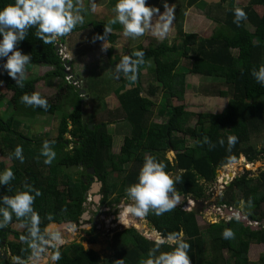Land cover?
<instances>
[{
    "label": "trees",
    "instance_id": "16d2710c",
    "mask_svg": "<svg viewBox=\"0 0 264 264\" xmlns=\"http://www.w3.org/2000/svg\"><path fill=\"white\" fill-rule=\"evenodd\" d=\"M199 1L186 0V5L192 7ZM225 1L223 0L224 3ZM12 2L14 0H0V8ZM223 7L224 4L215 2L206 9L205 15L209 18L212 12L216 13L212 19L219 25L207 39H200L194 33H184L179 28L177 42L168 43L163 40L155 46L136 47L135 50H143L145 55L143 63L138 65L136 78L132 79L135 87L118 96L119 108L115 114L121 113L129 135L123 138L117 155L112 154V136L106 129V124L115 122L89 119V122L92 121V128H88V123L83 120L81 98L75 87L65 82L62 58L54 50L55 44H44L36 37L35 27L30 28L25 39L16 47L22 53L31 55L28 67H31L32 71H35L33 70L35 66L51 67V70L43 75L37 73L34 78H25L24 86L21 88L2 69L6 58H0V81H3L0 84V109L6 93L11 92L12 97L8 104L17 115H22L30 121L38 115H50L58 122V135L54 139L45 137L37 140L27 139L15 131L12 117L2 118L0 115V145L5 144L9 147L10 153L7 156L12 161V172L15 177L8 185H0V195H12L15 191L21 190L25 183L38 188L41 195L36 197L33 207L40 215V228L43 231L53 222L67 220L76 222L82 212L81 202L84 200L83 193L88 185L79 177L74 179L68 174L64 181L63 168L68 170L71 167H78L79 163L83 169L92 167L95 173L102 174L100 180L106 184L109 193L116 191L119 186L117 193L120 196L136 181L145 155H153L167 165L166 171L180 177L179 182L174 184L177 194L200 199L204 196V189L198 184V180L212 182L216 169L230 164L240 155H244L248 163L264 158V147L256 149L248 145L251 135L264 130V86L257 83L251 74L253 69L258 70L264 65V0H248L246 5L235 4L234 0H229L228 7ZM256 7L263 8L261 15L255 11ZM235 8H242L246 18L234 22ZM108 22L93 21L85 25L92 30V37L96 43L109 40L113 44L115 36L105 34ZM118 24L110 25L112 31L117 29ZM246 24L250 25L252 30L247 29ZM65 36L60 38L63 45ZM78 48L80 47L75 46L73 50ZM233 50L236 51L235 54L232 53ZM77 54L80 55V52ZM149 59L154 64L152 71L154 81L159 85L149 86L147 94L153 97L158 92L167 106L158 110L159 115L165 114L164 121L160 124L149 119L155 105L154 101L149 97L140 96V69ZM183 60L190 63L187 69L190 74L217 82L215 83L217 87L211 92L207 91V87H202L203 95L230 99L220 113H193L186 111L183 104L171 106L169 103L171 101L184 100L186 69L180 66ZM111 63L114 64L115 61ZM125 76L128 80L131 79L130 73ZM56 78L64 85L59 84L58 91L53 97L47 98L41 94L48 101L49 107L46 110L25 105L21 101L22 94L36 92L35 85L39 81ZM164 108L168 110L163 111ZM192 118L196 119L193 127L190 126ZM64 133L80 139L73 152L65 149L62 135ZM229 136L237 138L231 147L228 144ZM17 138L26 144L22 142L16 144ZM188 139L192 141V146L187 145ZM44 141L53 142L50 146L56 156L51 164L44 163L46 157L41 154ZM17 145L23 150L22 162L14 155ZM169 148L177 151L173 164L164 158V152ZM112 172L118 175L115 181L110 182L108 178ZM84 174L82 171L81 175ZM246 175L244 173L232 180L225 189V196L218 200V204L231 207L236 193H239L244 203L252 206L248 219L260 223L255 229L245 227L239 220L230 219L228 222L209 224L205 230H201L195 221L194 213L176 209L168 211L166 216L155 215L150 211L145 217L161 236L183 233L182 239L190 244L188 255L191 264H212L207 261L210 256L205 239L214 242L218 249H224L229 253L230 261L222 259L218 263L214 258L216 264H264V252L259 255L256 262L248 259L251 244L264 246V178L253 180ZM28 223L27 219H18L13 214L12 221L0 227V240L7 238L9 233L13 236L14 239L8 241L7 248L13 258H19L16 260L19 263L32 256V250L20 239L21 235L26 234ZM225 228L233 231L232 238L222 237ZM110 246L113 252L110 260L100 258L96 252L86 250L79 244L59 247L60 259L54 264H140L146 258L148 250L153 247V241L130 228L114 234ZM173 246L161 245V251H169ZM50 250L51 255L56 251L53 248Z\"/></svg>",
    "mask_w": 264,
    "mask_h": 264
},
{
    "label": "rangeland",
    "instance_id": "374dc122",
    "mask_svg": "<svg viewBox=\"0 0 264 264\" xmlns=\"http://www.w3.org/2000/svg\"><path fill=\"white\" fill-rule=\"evenodd\" d=\"M94 1L95 0H88V4L86 5V7H83L80 0H74L73 11H76V9H78L79 15L83 17V20L82 22L78 23L73 28V30L68 34L67 44L63 45L62 47L65 48V50L67 48L68 56L65 55L66 59H70L72 62H74L75 72L82 81L81 88L85 87L87 88V91L91 93V95L98 94L101 97H104V96L106 97L108 93H112V102H114L115 107H118V105H116L117 103L116 94L117 93H115L114 89L117 87L116 85L118 83L120 84L119 79L123 78L124 76H121L120 74L118 75L119 76V79H118L117 73L114 71L113 67L110 68L111 71H108L105 73L103 72V73L97 74L94 72V69H96V66H100L101 64L105 63V58L102 57V54L104 53V50H105L104 49L105 46L103 45L104 43L101 45H98L97 43L95 44V41L93 40L94 37H92L93 35L91 33L92 30L90 29V27L85 26L87 23L93 22L97 18H100V21H109L110 19H112V16H109V15H115L113 8L116 3V0H107V1H110V4H107L109 6H106V4L104 3L105 0L104 1L96 0V2ZM234 1H235V4H239V5H246L248 2V0H234ZM146 2L149 6L156 7L159 10V13L164 14V15L167 14L168 8L173 9V13H172L173 19H172L171 24L169 25V30L163 36L155 35L153 34L152 30H148L142 36L136 37L135 42H131L133 40L129 39L130 43H127L128 42L127 38H122L121 40L119 39L118 41L119 50L118 51H116V49L113 50L112 46L111 48H109L110 50H106L107 52L111 51L112 53L113 52L119 53L118 57L117 55L114 56L111 54V56L109 57L111 62L115 61V63H118L121 59L120 57L124 55L125 51H122L123 47H121V45L127 46V47L140 45V46H143L144 48H147L149 46H155L156 43L162 42L163 40H166L168 43L177 42L178 41L177 31L179 28H181L184 33H194L200 39H207L211 37L212 33L214 32L216 28L219 27V25L217 24V22H215V20L211 19L216 13L212 12L210 15L211 18H209L205 15L206 9L212 4H215V2H218V3L220 2L221 4H224L223 8H226V6H228L227 2L229 4V0H226L225 3L223 2V0H200L196 5L192 7H187L186 0H146ZM89 4H94L95 6L92 7ZM99 6H104L106 9H108V11L102 13L101 10L98 9ZM255 11L259 15H261L263 8L256 7ZM159 13L154 14L152 18L153 25L157 23H162V21L159 19V16H158ZM105 14H108V15L106 16ZM180 16H182V18H179ZM75 28H78V29H75ZM246 28L249 30H252L249 25H247ZM120 36L123 37L124 36L123 33H121ZM64 40H66V37ZM75 42L76 43L81 42L84 45L83 47H80L76 50H72L75 46H77L75 45ZM94 50H97L95 52H92L94 54L89 53ZM128 50H129V54L132 51H134L132 50V48H129ZM77 52H80L81 56L78 55ZM232 53L235 54L236 51L233 50ZM112 66H115V65H112ZM180 66L186 69L184 71L185 72L184 100L182 102H177L176 100L171 101L169 102L171 106H177V105L183 104L185 106L186 111L193 112V113H202V112H207V113H212V114L220 113L227 106V102L230 101V99L228 97L226 98V97L213 96V95L205 96L201 92V88L204 86L207 87L208 92L213 91L217 87L215 84L217 82L212 81V80L209 81V79H203L202 77H198V76H194L190 74L187 71V69L190 66V63L187 60L181 61ZM49 69L51 70V67L41 69L40 67L35 66L33 69L35 71H32L31 67H28L26 78L28 79L34 78L36 77L37 73L44 74ZM153 69H154V64L151 59H149L143 64V67L141 69L142 71L141 81L142 83L145 84V87H143L144 90L148 89L149 85H153V86L159 85L158 83H155L154 81V78H153L154 74L152 73ZM85 80H86V85L84 83ZM78 81L81 82L80 80ZM65 82L67 83V80ZM58 84L64 85V83H61V80L57 78L53 80H48V81L44 80L43 83L42 82L36 83L37 88H39L42 91V93L40 94L46 96L47 98L53 97L55 95V93L58 91V86H59ZM37 88H35L36 92H38ZM144 95H147V91L144 92L143 96ZM11 97H12L11 92L9 93L7 92L4 98L3 106L0 109L2 111L0 115L2 116V118L12 117L13 124H14L13 126L15 127L16 132L22 134L25 138L30 139V140H37L40 137H45L49 139H54L55 137H57L58 122H55L53 120V117H49L45 115L46 117L44 119H40L37 116H35L32 121L27 120L24 117H22V115L20 116L17 115V113L14 112L13 107L8 104V101L11 100ZM96 102L98 106L96 109L94 108L95 117L93 120L99 121L100 117H103L102 112L105 108L103 109L101 100H97ZM93 104L95 103L92 100H89L87 105H85L84 107L87 110L86 117H88L89 119L92 118V112H90V106H92ZM154 104L155 105L152 108V115L149 117V119L155 120L157 122L164 121L165 114L159 115L158 110L160 108L165 107L166 103L159 93H158V96H155ZM167 110L168 108H164L163 111H167ZM106 111L107 110H105V112ZM116 115H117L116 118L122 119V117H120L118 113ZM106 121L110 122V120H106ZM195 121H196L195 118H192L190 120L191 127L195 125ZM118 123L106 124V129L113 138L112 154L114 155H117L119 153V147L121 145V141L123 140V137L126 135H129V130L126 125V121L123 122L122 124H121V121ZM47 126L48 128L45 129V127ZM62 135H63V140L65 142L69 141L68 134L64 133ZM21 142L22 141L17 138L16 144H20ZM0 143H1V140H0ZM6 143H7V140H6ZM22 143L26 144L25 142H22ZM187 143H188L187 144L188 146H192L191 140L188 139ZM70 145L71 144L67 145V150H69ZM248 145H252L256 149L263 148L264 147V130L262 132L251 135L250 142L248 143ZM171 152L173 153V151L167 152L166 154L164 152V158L171 160L173 158ZM8 153H10L8 145L7 146H5V144L4 146L0 145V172L5 170L6 168L11 169L13 171L12 161L7 156ZM245 164L248 165L246 167L247 170H244ZM62 170L64 174L63 175L64 181L67 179V174L74 178L75 174L81 175V171H82L80 170L79 167L70 168L68 171L66 168H63ZM230 172H232V174L236 175L237 177L246 173L247 178H250L253 180L262 179L264 178V158H258L252 163L250 162L248 163L244 155H240L238 159L233 160L230 164H227L226 166H222V168L219 167V171H218L219 176L215 178L212 182L206 183V186H205V196H206L205 200L206 201H204V203L205 202L208 203L210 201H214V202L216 201L218 203V200L225 196V189L227 187L225 185L227 184V181L224 182V179H222V177L224 176V174L227 175ZM113 178L115 177L110 176L109 181L110 182L115 181L113 180ZM240 197H241L240 194L236 193L233 204L231 205V207H229V209L240 212L242 216L247 220L248 224L251 227H253L254 225H259L260 223H255L251 221L250 219H248L249 214L252 212V206L246 205L243 199H241ZM208 198H210L211 200L209 199V201H207ZM89 199H92V197H89ZM189 204L191 205L193 203H189ZM186 205L187 204H185V206ZM119 207L120 206H118V213H120L119 210L121 209ZM220 207H226V206L220 205ZM214 208H215L214 210L216 211L211 212L210 209L208 210V207L202 206L199 208L198 212L196 213L197 219H199L197 220V224L201 230H205L209 224L228 222L230 219L239 220L236 218L237 214H235V217L228 218L223 214L222 208L220 211H217V205ZM164 214L166 216L167 212H165ZM128 215L129 214H125L122 217V222L124 225L122 229L120 226H118L112 230L116 229L118 231H121L125 229L134 228L141 234L148 232L150 234H154V236L151 235L152 237H156L155 232L151 233L150 232L151 230H149L153 227H151L147 222H145L143 217H137L138 220L140 219V221L141 220L143 221L142 224L136 221H133L132 223L131 221H129V219H126ZM131 217H133L134 219V216L131 215ZM53 223L55 224L50 223L45 228H47L49 231H52V232L58 231L61 234L62 239L64 241L63 244H61L60 246L61 248L75 243V244L81 245L86 250H92L96 252L99 255V257L102 259L110 260L112 258L113 252H110V251L106 252L104 250L106 249V246L109 245L110 242L112 241L111 237H109L111 233H108L107 236H102L98 234L99 243L93 246L92 244H86L88 243L87 238L89 237L87 233L88 227L84 228L80 226V227L75 228L74 226H67V229H65L67 231H64V233H62V229H57L56 222H53ZM113 226L114 224L110 225L111 228H113ZM253 228L255 229L257 228V226H254ZM102 230L105 231L106 227L103 226ZM8 236H9V239L11 240L10 233L8 234ZM205 244L208 248V252L210 256L207 259V261L212 262V264L215 262L214 258L216 259V262L218 263H220L222 259H225L226 261H230L229 253L226 250L218 249V246L215 245L214 242L209 241V240L206 241V239H205ZM251 246L253 247V249L251 250L250 248L249 250L250 252L249 260L256 262L259 257L258 251L260 250V254H262L264 252V246L263 245L259 246V245H254V244H251L250 247ZM51 248H52L51 246H47L44 253L30 260L31 261L30 264H54L55 262L51 260V252H50Z\"/></svg>",
    "mask_w": 264,
    "mask_h": 264
},
{
    "label": "clouds",
    "instance_id": "9594fccd",
    "mask_svg": "<svg viewBox=\"0 0 264 264\" xmlns=\"http://www.w3.org/2000/svg\"><path fill=\"white\" fill-rule=\"evenodd\" d=\"M113 11L115 15L109 20V26H105V34L112 31L110 25L119 23L122 25L123 35L126 37H139L148 30H152L155 35L163 36L169 30L173 19L172 8H168L167 14L164 15L159 13L156 7L149 6L146 0H116ZM233 11L234 22L246 18V13L242 8H235ZM157 13H159L158 16L162 23L153 25L152 18ZM82 20L83 17L79 15V10L73 11L71 0H14V2L6 4L0 8V58H6L2 69L22 88L28 65L31 63V55L22 53L16 45L25 39L28 30L35 27L36 37L44 44L54 43L56 46L58 44L63 46L60 37L70 33ZM97 38L103 39V37ZM63 52L68 56L65 48ZM144 55V51L139 49L123 55L120 61L115 64L114 71L122 72L125 75L130 73L131 79L134 80L138 65L143 63ZM251 74L257 83L264 86V65H261L258 70L253 69ZM66 80L71 84L67 76ZM2 83L3 81H0V84ZM76 90L78 91V89ZM21 101L25 105L45 110L49 107L47 99L35 91L31 94H22ZM236 139L235 136L228 137L230 147L236 143ZM52 143V141H44L42 145L41 154L46 157L44 161L46 164H51L56 156L50 146ZM14 155L18 160L23 161V150L20 145L16 146ZM166 168L167 165L155 156L145 155L136 181L125 189L126 196L132 203L123 205V210L119 213L121 218L125 214L143 217L150 211L155 215H162L176 206L179 197L175 193L174 184L179 182L180 177L166 171ZM14 178L12 170L6 168L0 172V185H8ZM40 195V190L28 183H25L21 190L15 191L12 195H0V227H4L12 221L13 214L18 219H27L29 223L26 225V234L21 235L20 239L32 250V256L29 259L40 256L45 252L47 246H51L56 249L51 255V260L55 262L60 259L59 247L64 241L58 231L52 232L47 228L41 230L40 215L33 207L36 197ZM250 203L251 201H249ZM236 218L239 219V216L237 215ZM150 232H155L158 236L153 238V247L148 250L146 258L140 264H191L188 255L190 244L182 239V232L170 233L167 236H161L159 232L153 230ZM142 234L146 237L154 236L148 232ZM233 236L234 233L230 228H225L222 232L224 239H230ZM164 244L174 246L169 251H161V245ZM13 259L14 261L19 260L18 257ZM20 264H24V262L20 261Z\"/></svg>",
    "mask_w": 264,
    "mask_h": 264
},
{
    "label": "flooded vegetation",
    "instance_id": "af4514ba",
    "mask_svg": "<svg viewBox=\"0 0 264 264\" xmlns=\"http://www.w3.org/2000/svg\"><path fill=\"white\" fill-rule=\"evenodd\" d=\"M120 121H121V124L123 122H125L124 120L119 119V120H116L115 123H118ZM151 122L158 123V124L161 123V122H157L155 120H151ZM87 123L92 124V121H90V122L87 121ZM66 134H68V133H66ZM68 136H69V141L64 142L65 149L67 150V145L71 144L69 150H71L73 152L74 147L80 143V139L73 138L69 134H68ZM170 151H173V153L171 152L173 158L171 160L170 159H167V160L171 164H173V161L175 159V155L177 154V151H174V150H172V148H169L165 152V154L167 152H170ZM119 152H120V148H119ZM78 165H79L78 167L80 168V170L84 171L85 174L84 175L75 174L74 178L79 177L85 185H88L87 189L83 193L84 200L81 202L82 212H81V214L78 217V220L76 222L68 221V220L67 221H59V222H56V225L61 224V223H69L70 226H74L75 228L80 227V226L84 227V228L88 227L87 233H88L89 237L87 238V241H88V243H90L92 245H97L99 243V240H98L99 235L107 236L108 233H111V235L109 237H111V239H112L114 234L119 233L121 231H124V230L118 231L116 229L112 230L118 226H120L121 229H122V227H124L123 222H122V218L120 217V215L118 213V206H120L119 208H121V209L119 211L121 212V210H123V205L132 203V201H130L127 198L126 192H124L120 196L118 195L117 191H118L119 186H117L116 191L109 193L108 192L109 190L106 188V184H104L103 181L100 180V178L102 177L101 173H95V170L92 167H88L87 169H83L81 167V163H79ZM71 168H73V167H71ZM89 169H91L93 172H89ZM82 171H81V174H82ZM117 175L118 174L116 172H112L109 176L116 177ZM113 180H115V178H113ZM108 181H109V178H108ZM96 183H100L101 185L97 188V190L94 193H91L92 186H93V184H96ZM198 184L201 185L204 189V196H202V198L196 199V198H192L191 196H185V195L177 194V191L175 190V193L178 197L183 196V200L179 201L177 208H173V209L184 211V212L194 213L196 223H197V220H199V219H197L196 213L198 212L200 207L206 206V207H208V210L212 207L210 209V211L212 212V210L215 209L214 207L216 205H220L216 201L215 202L210 201L208 203H206V202L204 203V201H206L205 200L206 199V196H205L206 182H205V180L200 179V180H198ZM89 197H92V199H89ZM209 199L210 198H208L207 201H209ZM186 201H187V203H186ZM189 203H193V204H191V206H189ZM185 204H187V205L185 206ZM145 216H143V218H144L145 222H147L149 224V222L147 221ZM136 218L137 217L134 216V219H133V217H131V214H129L126 219H129V221H131L132 223H133V221H136V222L142 224L143 221L142 220L140 221V219L138 220V218L137 219ZM102 222H104V223H102ZM112 224H114L113 228L110 227V225H112ZM101 226L102 227L105 226L106 230L105 231L102 230ZM149 230L154 231L155 229L151 228ZM13 239L14 238L11 235V240H10L9 236L7 234V238L0 240V263L2 261H4L3 264H20L19 262L14 261L12 256L10 257V252H9V249L7 248L8 241H12ZM110 244H111V242H110ZM110 244L106 246V249H104L106 252H109V251L112 252V248H111ZM30 260L31 259L28 258L27 260H24L23 262H24V264H30V262H31Z\"/></svg>",
    "mask_w": 264,
    "mask_h": 264
},
{
    "label": "crops",
    "instance_id": "0c3cea01",
    "mask_svg": "<svg viewBox=\"0 0 264 264\" xmlns=\"http://www.w3.org/2000/svg\"><path fill=\"white\" fill-rule=\"evenodd\" d=\"M104 1V0H103ZM103 1H102V3H103ZM80 2H81V4H82V6L83 7H86V5L88 4V0H80ZM79 2V3H80ZM94 2H96V0L94 1ZM74 3V0H72V4ZM105 4H106V6H109V5H107V4H110V1H107V0H105V2H104ZM90 6H92L93 7V5L94 4H89ZM227 5H228V2H227ZM111 6H113V5H111ZM74 7V6H73ZM228 6H226V8H227ZM98 9L99 10H101V12L102 13H104V12H106V11H108V9H106L104 6H99L98 7ZM106 16L108 15V14H105ZM216 15V14H215ZM103 16H104V14H103ZM109 16H112V18H113V16L114 15H109ZM101 18H103V17H101ZM212 19V18H211ZM213 20V19H212ZM95 21H97V22H99L100 21V18H97ZM250 26V25H249ZM118 28H119V30H118ZM121 33H123L122 32V25H120V24H118V26H117V29L116 30H113V31H111L110 33H108V34H110V35H114L115 36V40H114V42H113V44H111L110 42H109V40H104V41H101V42H98L97 44L98 45H101V44H103L104 46H105V50H104V53L102 54V57L103 58H105V63L104 64H101L100 66H96V69H94V72L95 73H105V72H108V71H111V69L110 68H114L115 66H112V65H115V63L113 64V63H111V60L109 59V57L111 56V54L112 55H117V57L119 56V53H117V52H107L106 50H110L109 48H111V46H112V49L113 50H115L116 49V51H118L119 50V44H118V41H119V39L121 40L122 38H127L128 39V42L127 43H130L129 42V39H131V40H133V41H131V42H135V40H136V37L135 38H133V37H126V36H123V37H121L120 36V34ZM72 34V33H71ZM70 34V35H71ZM66 40H64V45L65 44H67V38H68V35L66 34ZM61 38V37H60ZM65 39V38H64ZM75 44L78 46V47H83V43H81V42H75ZM95 44H96V42H95ZM117 45V46H116ZM97 47V46H96ZM121 47H123L122 48V51H125V53H124V55L125 54H129V48H132V50H135L136 49V45L135 46H131V47H127V46H123V45H121ZM143 47V46H142ZM74 49V48H73ZM72 49V50H73ZM98 50V49H97ZM97 50H94V51H91V52H89V53H91V54H94V53H92V52H95V51H97ZM66 54H67V48H66ZM81 56V55H80ZM78 59V58H77ZM71 62V68H72V72H73V74H74V76L76 77V78H78V80H80L81 81V79L79 78V76L76 74V72H75V67H74V62H72V61H70ZM110 63H111V65H110ZM143 67V66H142ZM142 67H141V69H142ZM40 68L41 69H44V68H47L46 66L44 67V66H40ZM92 68V67H91ZM140 69V70H141ZM39 72V71H38ZM117 73V72H116ZM45 74V73H44ZM121 73H117V77H118V79H119V76L118 75H120ZM40 75V74H39ZM41 75H43V74H41ZM141 75H142V71H141ZM121 76H124L123 78H120L119 80V82H120V84L118 83L116 86V88L114 89V91H115V93H117L116 94V101H117V103H116V105H118V107H115L114 105V102H112V93H108L107 95H106V97L104 96V97H101V96H99L98 94H95V95H91V93L89 92V91H87V88H82L84 91H85V95H86V97H84V98H82V101H81V109H82V113H83V120L85 121V122H87L88 120H89V118L88 117H86V109L84 108L85 107V105H87V103H88V101L89 100H92L95 104H93L92 106H90V112H92V118H91V120H93L94 119V117H95V113H94V108L96 109L97 108V100H101V102H102V105H103V112H102V114H103V117H100V120L99 121H104V122H106V120H110V121H114V122H116V120L118 119V118H116V114H115V112L117 111V109L119 108V103H118V96L121 94V93H124V92H126L127 90H129V89H132V88H134L135 87V82H133V80L132 79H130V80H128L127 78H126V76L125 75H123V74H121ZM141 78H142V76H141ZM57 79H59V78H57ZM43 83V80L42 81H39V83ZM81 83H82V81H81ZM84 83H85V85H86V80L84 81ZM59 85V84H58ZM149 86H151V85H149ZM153 86V85H152ZM143 87H145V84L144 83H142V81H141V86H140V89H141V92H140V96H142V97H149V96H147V95H144L143 96V94H144V92L145 91H147V89H145L144 90V88ZM35 88H37V85H36V87ZM37 91L39 92V93H42V91L39 89V88H37ZM155 96H158V93H156L155 94ZM155 96H153V97H149V98H151L153 101H154V99H155ZM161 97H162V95H161ZM105 110H107L106 112H105ZM105 112V113H104ZM115 114V115H114ZM46 116H49V117H52V116H50V115H46ZM46 116H40V115H38L37 117L38 118H40V119H44ZM119 116L120 117H122V115L119 113ZM119 120V119H118ZM48 127H45V129H47ZM47 131V130H46ZM123 141V140H122ZM122 141H121V145H122ZM120 145V146H121ZM112 147H113V138H112ZM120 148V147H119ZM217 178V177H216ZM191 206V205H190ZM254 245H259V246H261L262 244H254ZM250 248H251V250L253 249V247L251 246V247H249V250H250ZM249 250H248V259H249V257H250V252H249ZM258 255H260V250L258 251ZM250 261V260H249Z\"/></svg>",
    "mask_w": 264,
    "mask_h": 264
},
{
    "label": "water",
    "instance_id": "95a60500",
    "mask_svg": "<svg viewBox=\"0 0 264 264\" xmlns=\"http://www.w3.org/2000/svg\"><path fill=\"white\" fill-rule=\"evenodd\" d=\"M54 50L56 52L58 51V45L57 46L56 45L54 46ZM62 64H63V67H64V74L70 79V82L75 87V89H78L77 94L79 95V97L80 98L86 97L85 91L80 86V82L77 80L76 77L74 78V74H73V72L71 70V62L68 61L66 59V57H64L62 59ZM88 128L89 129L92 128V124L91 123L88 124ZM246 164L244 165V170H247L246 167L248 165H246ZM218 171H219V168L216 169V171H215V177H218L219 176ZM89 172H93V171L91 169H89ZM228 177H229V179L228 180L226 179L227 184L225 186H228L232 182L233 179L237 178V176L236 175H233L232 173H229L228 174ZM100 185H101L100 183L93 184L91 193H94ZM182 200H183V196H179V201H182ZM179 201L177 202V204H176V206L174 208H177ZM221 208L223 209L222 210L223 211V214H225L226 216H228V217H235V214H237L239 216V221L242 222L245 227L248 226L251 229H254L253 227L255 225L253 227H251L248 224L247 220L242 216V214L240 212H237L236 210H232V209H229V208H226V207H220V205H217V209L218 210L221 209ZM212 211L215 212L216 210H212ZM52 224H55V223H52ZM67 226H70L69 223L57 224V229H62V232H64V231H66L65 229L67 228ZM153 238L154 237H151V236L148 237V239L149 240H152V241H153ZM86 244H90V243H86ZM3 263H4V261H2L0 264H3Z\"/></svg>",
    "mask_w": 264,
    "mask_h": 264
},
{
    "label": "built area",
    "instance_id": "2783aa9c",
    "mask_svg": "<svg viewBox=\"0 0 264 264\" xmlns=\"http://www.w3.org/2000/svg\"><path fill=\"white\" fill-rule=\"evenodd\" d=\"M59 50H58V55L61 56V58L63 59L65 57L64 54V48L61 46V44H58ZM218 210V209H217ZM221 209H219L218 211H220Z\"/></svg>",
    "mask_w": 264,
    "mask_h": 264
},
{
    "label": "bare ground",
    "instance_id": "6f19581e",
    "mask_svg": "<svg viewBox=\"0 0 264 264\" xmlns=\"http://www.w3.org/2000/svg\"><path fill=\"white\" fill-rule=\"evenodd\" d=\"M230 166H232V165H230ZM229 167V166H228ZM232 168V167H231ZM229 169V168H228ZM233 169V168H232ZM237 169V168H236ZM230 173H232V172H230ZM228 175V174H227ZM227 175H225L224 174V176L222 177V179H224V182L226 181V179L228 180L229 178H228V176ZM52 225V224H51ZM156 235V237L158 236L157 234H155ZM93 246H95V245H93Z\"/></svg>",
    "mask_w": 264,
    "mask_h": 264
}]
</instances>
